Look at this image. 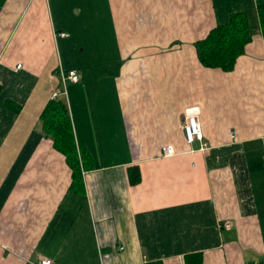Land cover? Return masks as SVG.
Returning <instances> with one entry per match:
<instances>
[{
	"label": "crops",
	"instance_id": "crops-1",
	"mask_svg": "<svg viewBox=\"0 0 264 264\" xmlns=\"http://www.w3.org/2000/svg\"><path fill=\"white\" fill-rule=\"evenodd\" d=\"M262 1L0 0V264H264V36L230 69L194 45ZM53 91L82 191L41 126Z\"/></svg>",
	"mask_w": 264,
	"mask_h": 264
},
{
	"label": "trees",
	"instance_id": "trees-1",
	"mask_svg": "<svg viewBox=\"0 0 264 264\" xmlns=\"http://www.w3.org/2000/svg\"><path fill=\"white\" fill-rule=\"evenodd\" d=\"M256 11V26L264 36V1L257 4ZM253 32L254 26L249 13L245 10H231L225 22L214 25L204 37L194 42L197 56L205 66L230 69L237 56L244 51ZM40 120L44 133L52 139L54 148L64 154L71 168L70 186L82 191L81 165L65 99L50 98L40 113ZM128 171L130 182L139 180L137 166H129ZM200 261L201 254L186 255L187 264H196Z\"/></svg>",
	"mask_w": 264,
	"mask_h": 264
},
{
	"label": "built area",
	"instance_id": "built-area-1",
	"mask_svg": "<svg viewBox=\"0 0 264 264\" xmlns=\"http://www.w3.org/2000/svg\"><path fill=\"white\" fill-rule=\"evenodd\" d=\"M61 35L63 33H60ZM21 64L18 63L17 67H19ZM60 72V78L61 80H64L65 78H68L72 81H77L78 80V74L75 71V69H69V70H64L63 68H59ZM64 93V91H63ZM65 94V93H64ZM57 96V91H53L51 94V98H55ZM182 129L184 131L185 139L187 142H192L195 139L202 140L203 132H202V126H201V121L199 118V108L197 105L187 107L183 113V121H182ZM171 151V148L169 145H165L163 148V152L165 154L169 153ZM223 227L224 228H229L230 227V221L225 220L223 222ZM120 249L123 248L122 245L119 246ZM50 259L48 258H41L36 262H33V264H49Z\"/></svg>",
	"mask_w": 264,
	"mask_h": 264
},
{
	"label": "rangeland",
	"instance_id": "rangeland-1",
	"mask_svg": "<svg viewBox=\"0 0 264 264\" xmlns=\"http://www.w3.org/2000/svg\"><path fill=\"white\" fill-rule=\"evenodd\" d=\"M233 1V0H232ZM250 19L252 21V24L254 26V30L256 29V11L249 13Z\"/></svg>",
	"mask_w": 264,
	"mask_h": 264
}]
</instances>
